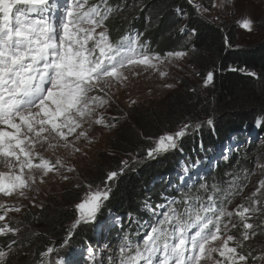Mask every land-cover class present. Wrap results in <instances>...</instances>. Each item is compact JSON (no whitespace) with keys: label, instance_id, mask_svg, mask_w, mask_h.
<instances>
[{"label":"snow or ice","instance_id":"1","mask_svg":"<svg viewBox=\"0 0 264 264\" xmlns=\"http://www.w3.org/2000/svg\"><path fill=\"white\" fill-rule=\"evenodd\" d=\"M188 3L198 14L207 11L196 0ZM123 7H113L108 0H0V166L6 169L0 171V197L16 201L0 200V222H4L0 224V237L20 234L21 228L12 226L6 218L10 212L22 211L25 206L19 202L21 199H30L37 206L35 197L27 194L36 190L38 178L42 184L61 169L67 173L76 171L61 157L53 161L38 149L80 153L81 141L91 143L89 131L93 125L108 129L117 126L106 122L99 110L111 107V88L127 81L126 72L139 75L134 71L139 67L157 71L161 65L189 55L184 50L164 54L152 51L148 42L141 40V33L122 35L113 41L107 21ZM239 23L252 31L255 21L244 17ZM179 31L184 33L187 27ZM230 70L257 77V73L246 69ZM159 74L164 77L166 72ZM212 81L213 73L208 72L203 84L207 87ZM206 123L211 126L214 120L209 118ZM257 126H261L259 119ZM201 127L200 122H183L176 131L157 137L141 133L147 147L142 149L144 156L140 160L133 157V162L141 163L177 149L190 129L199 131ZM128 167L129 161L123 160L119 169L108 171L100 184L82 185L78 181L74 185L86 187V191L74 205L77 215L71 229L81 223L97 222L98 213L110 199L112 183ZM260 167L264 169V165ZM62 179L67 181L70 177L63 175ZM246 187L236 179L226 188L200 183L198 188L192 185L181 191L179 200L173 197L154 207L146 203L145 209L152 214L150 222L139 223L130 218L129 226L136 224V230L124 232L115 247L100 253L89 249V264L264 262V250L256 256L249 246L252 239L264 234V178L245 197L248 203L237 204L232 210L228 207ZM202 193L207 194L206 199ZM234 229L239 230L238 235L233 234ZM67 243L66 239L64 245ZM20 244L12 239L0 247V264H7ZM53 251L47 247L34 264H46L45 258Z\"/></svg>","mask_w":264,"mask_h":264},{"label":"trees","instance_id":"2","mask_svg":"<svg viewBox=\"0 0 264 264\" xmlns=\"http://www.w3.org/2000/svg\"><path fill=\"white\" fill-rule=\"evenodd\" d=\"M108 3L113 7L127 5L107 21L113 41L122 35L141 33V40L148 42L152 51L164 54L184 50L189 53V61L200 76L213 73L208 97L198 96L190 102L193 93L185 91L183 96V92L176 91L166 103L165 112L132 113L134 126L127 124L118 131L116 145L119 139L129 138L132 141L130 147H147L143 136L156 137L164 131H173L181 124L185 112H197L200 108L206 112L209 104L213 110L209 114L214 120L211 126L205 123L199 131H190L177 149L155 160L143 159L141 163H135L128 159L129 167L112 183L107 202L109 211L122 218V222L110 228L103 238L110 248L118 245L124 232L136 230V224L129 226L130 218L139 223L150 222L152 214L145 209L146 203L154 207L173 197L179 200L181 191H187L192 185L198 188L200 183H206L226 188L236 179L237 183L247 187L240 196L233 198L232 204L242 198L248 203L245 197L250 196L258 181L264 178V169L260 167L264 165V37L239 46L234 34L202 18L188 0H108ZM185 26L187 31L181 33L179 30ZM232 68L255 72L257 77L231 71ZM258 119L261 121L259 127ZM199 120L195 118V122ZM131 152L135 154V151ZM115 162L116 167L111 170L121 166ZM202 194L206 199L207 194ZM49 208L46 204L38 215L28 218V227H24L18 238L21 244L16 247L20 258L26 256L17 261L10 258L9 264H33L47 247L63 244L69 223L76 217L75 209L66 207L52 211ZM49 210L52 212L48 215ZM32 230L35 235L33 246L29 238ZM71 231L74 241L82 240L97 246L96 233L90 224H80ZM233 234L238 235L239 230ZM9 242V237H0V247ZM249 243L263 244L264 234ZM82 264L89 263L84 260Z\"/></svg>","mask_w":264,"mask_h":264},{"label":"rangeland","instance_id":"3","mask_svg":"<svg viewBox=\"0 0 264 264\" xmlns=\"http://www.w3.org/2000/svg\"><path fill=\"white\" fill-rule=\"evenodd\" d=\"M196 3L201 4L207 9L206 12L199 13V15L224 31H230L234 34L237 45L244 46L252 44L264 37V0H196ZM213 4L216 6L213 7ZM244 17H250L255 21L252 31H248L240 26L239 22ZM134 71L138 72L139 75H133L132 71H128L126 72L128 77L127 81L122 84L116 83L111 88V107L99 110L106 122L117 124L115 128L108 129L103 126L93 125L89 131L91 143L81 141L78 145L82 149L80 153L70 154L64 149H58L53 153L51 150L45 151L44 148L38 149L42 155L53 161L57 156L61 157L66 164L74 165L76 171L67 173L61 169L59 174H50L42 184L39 183V178L37 179V183L34 185V189L36 190L29 191L27 194L29 198L35 197V205L37 206H34L30 202V199H21L19 202L25 206L22 208V211L20 213L10 212L6 218L7 222L12 226L21 228L20 234L24 232V227H28V218L38 215V211L46 204H48L49 209L52 211L55 208H74L75 203L79 202L86 191V187H74L78 181L82 185L85 182L98 185L105 178L106 173L112 169L111 167H116L115 165L117 163L115 161H118L121 165V161L123 160L133 159V157L140 160L141 156L140 158L138 156H144L143 148L140 145L135 149L129 146V143L132 142L129 138L119 139V144H117L119 146L115 142L118 138L117 134L119 130L127 124L130 127L134 126L133 119L131 118L132 113H146L147 111L163 113L166 110V103H168L169 98L176 91L183 92V96L186 94L185 91L193 93V95H190V102L195 97H208L210 95V84L207 87L204 86V77L196 72L189 61V55L179 60H173L171 63L161 65L157 71H145L142 67L136 68ZM160 71L166 72V75L161 77L159 74ZM165 84H171L173 87H164ZM133 100L136 102L135 104L131 103ZM211 108L212 104H209L206 112L204 108L198 109L197 112L187 111L182 117L181 123L191 122L195 124L196 118L200 119L199 122L204 125L211 118V114H209ZM177 128L173 131H164L157 136L165 132H174ZM192 130L190 129L189 132ZM138 134H141L140 130H138ZM112 142L113 145H111ZM131 150L135 151V154ZM156 158L144 159V161L155 160ZM0 171H6V169L0 166ZM36 175L39 177V174ZM63 175H69L70 179L67 181L63 180ZM0 200L6 203L16 202L15 200L3 197H0ZM107 202H105V205L98 213L97 222L81 223L90 224L93 227V232L96 233L98 241L97 246H90L91 244L82 240L74 241L72 235L69 238L67 233L65 237V240H68L67 245H64L63 242L62 245L64 246L52 247L54 251L45 258L46 264H74L78 260H80L78 262L79 264H82L84 260H86V263H89V249L96 253L107 249L106 244L103 242L106 232L116 223L119 224L122 222V218H119V215H113L109 211ZM240 203H244L243 198L229 206V210H232L235 205ZM39 205H42V207ZM51 210H49L48 215L51 214ZM0 214H3V210H0ZM73 222L69 223L68 231L71 229ZM2 223L4 222H0V224ZM235 231L236 229L233 230V233ZM33 234L32 230L31 236H29L32 243L31 246L35 243V235L33 236ZM19 235L16 237L9 235L7 237L10 238V241L12 239L18 240ZM81 241L82 243H80ZM249 246L254 250L253 254L256 256H260L262 250H264V243H249ZM244 251L247 252L248 248L246 247ZM25 256L23 255L20 258L18 248H16L8 258L7 264H9L10 258H14V261H17ZM40 259L41 257L38 255L35 261H39ZM249 264H252V262L249 261ZM257 264H264V262L258 261Z\"/></svg>","mask_w":264,"mask_h":264}]
</instances>
